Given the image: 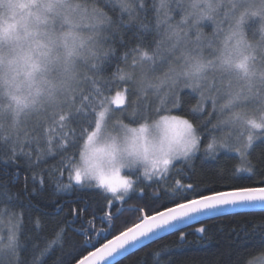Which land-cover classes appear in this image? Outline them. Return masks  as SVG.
I'll list each match as a JSON object with an SVG mask.
<instances>
[{
	"label": "snow or ice",
	"instance_id": "1",
	"mask_svg": "<svg viewBox=\"0 0 264 264\" xmlns=\"http://www.w3.org/2000/svg\"><path fill=\"white\" fill-rule=\"evenodd\" d=\"M257 142L264 144V0H0V175L8 178L0 184V264H42L65 243L68 264H119L129 249L192 223L201 226L181 230L178 242L203 240L201 218L264 209V179L201 187L190 175L194 157L204 144L206 155L224 150L247 160ZM173 169L189 182L152 189L158 204L123 207L138 184L160 185ZM21 170L23 188L13 195ZM236 172L255 174V166ZM46 176L55 193L102 191L107 227L72 229L82 243L54 229L43 248L32 244L27 261L21 254L34 238L20 240L23 217L49 186ZM83 211L73 208V219ZM124 211L138 213L135 222L112 234ZM29 222L39 240L42 218Z\"/></svg>",
	"mask_w": 264,
	"mask_h": 264
},
{
	"label": "trees",
	"instance_id": "2",
	"mask_svg": "<svg viewBox=\"0 0 264 264\" xmlns=\"http://www.w3.org/2000/svg\"><path fill=\"white\" fill-rule=\"evenodd\" d=\"M109 15L113 18L117 13L109 11ZM251 30L249 36L251 38ZM124 49H119L118 55H122ZM130 62V61H129ZM123 67V62L120 63ZM116 67L115 62L111 66ZM195 100H190V104H195ZM118 115V114H117ZM215 119L213 123H215ZM211 127V125H209ZM222 133L217 132L219 136ZM207 138H205V143ZM204 144L201 145V151L196 154L192 163L194 170L190 175L194 182L203 187L208 185L213 189H220L223 185L229 187H245L255 186L256 182L264 179V144L256 143V147L250 149L251 155L247 160L242 159L237 153L227 152L224 150L217 151L211 155H206L203 151ZM216 158L213 159L212 156ZM35 159V156L33 157ZM248 162L255 166V174L251 172H236L237 168H246ZM53 161L48 159V164L42 167L52 165ZM11 172L12 169H9ZM223 172L224 180L219 179L218 173ZM244 177L243 179H231L233 175ZM30 175V174H29ZM25 172L21 170L18 182L15 186L9 185L10 192L14 195L23 188ZM66 178V177H65ZM50 184L39 198V202L33 201L35 207L31 213L25 212L23 217L22 233L20 240L26 241L28 236H32V241H27L22 258L30 261L33 255L32 244L39 243L40 247H44L43 238L51 239L53 230L57 228H66L65 238L71 239L78 243H82L84 237L79 232L72 229H87L91 231L93 227L99 231L102 227H107V223L102 224L100 217L108 211L107 201L102 191H83L73 194L55 193V178H49ZM182 179L185 183L189 182L188 178L183 175H177L173 169L170 177L162 178L160 185L153 184L151 188L144 184H138L136 189L129 193L126 198L127 202L123 205L128 207H140L153 202L150 199L152 189L164 185H174L175 180ZM7 177L0 175V184L6 183ZM144 189V196L141 199L138 195L140 189ZM31 189V184H29ZM23 199V198H21ZM87 201L85 204L84 201ZM26 204L27 201L25 200ZM57 203L63 205L57 210ZM117 206H120L117 204ZM81 207L85 211L79 214V217L73 219L72 209ZM19 211V209H17ZM115 211V208L112 209ZM29 215L33 220L40 216L43 221V227L40 230V239L36 240L35 224L29 222ZM138 215L124 211L117 216L114 221L112 234H116L118 230H122L127 223L130 226L135 222V216ZM7 218V217H5ZM4 218V219H5ZM71 221V223H66ZM203 225L208 228L205 238L201 240L197 235H188L187 240L183 243L178 242L180 231L186 233H194L196 227L201 224H193L176 231L173 234L165 235L127 255L119 261V264H249L260 256H264V211L243 212L220 216L217 218L203 221ZM95 235V233H93ZM109 238H111L109 236ZM104 240L101 239L100 243ZM91 250V249H89ZM36 255H39L37 250ZM86 254V253H85ZM71 248L67 243L57 245L51 254L41 258L42 264H54L58 258L62 264H68L71 259Z\"/></svg>",
	"mask_w": 264,
	"mask_h": 264
},
{
	"label": "water",
	"instance_id": "3",
	"mask_svg": "<svg viewBox=\"0 0 264 264\" xmlns=\"http://www.w3.org/2000/svg\"><path fill=\"white\" fill-rule=\"evenodd\" d=\"M253 211H264V209H261L259 207L257 208H237V209H234V210H230L228 212H224V213H220V214H217L216 216H214L213 218H217V217H220V216H224V215H229V214H235V213H243V212H253ZM211 218V219H213ZM203 221H206V220H209V219H204V218H201ZM193 224H197V223H192L190 225H193ZM189 225V226H190ZM188 227V226H187ZM185 227L181 226L178 230L180 229H183ZM177 230V231H178ZM165 235H168V234H161V237L165 236ZM160 237V238H161ZM159 239V238H158ZM157 239H154L152 241H145L144 242V246L155 241ZM143 246H138L137 249L133 250V249H129L128 253L124 254L122 257H117V260L120 261L121 259H123L124 257H126L127 255L133 253L134 251L138 250L139 248H141Z\"/></svg>",
	"mask_w": 264,
	"mask_h": 264
},
{
	"label": "rangeland",
	"instance_id": "4",
	"mask_svg": "<svg viewBox=\"0 0 264 264\" xmlns=\"http://www.w3.org/2000/svg\"><path fill=\"white\" fill-rule=\"evenodd\" d=\"M206 32H210L211 31V29L210 28H208V29H206L205 30ZM260 37H259V34H257L256 36H255V39H259ZM5 220H7V218H5ZM4 235H6L7 234V227L5 226V228H4V233H3ZM261 257V256H260ZM259 258V257H258ZM257 259V258H256ZM255 259V260H256Z\"/></svg>",
	"mask_w": 264,
	"mask_h": 264
},
{
	"label": "clouds",
	"instance_id": "5",
	"mask_svg": "<svg viewBox=\"0 0 264 264\" xmlns=\"http://www.w3.org/2000/svg\"><path fill=\"white\" fill-rule=\"evenodd\" d=\"M2 11H3V14H5V15L8 14V10H7V8L3 9Z\"/></svg>",
	"mask_w": 264,
	"mask_h": 264
}]
</instances>
